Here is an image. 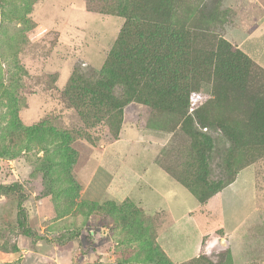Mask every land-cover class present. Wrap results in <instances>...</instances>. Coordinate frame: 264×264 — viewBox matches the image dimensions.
I'll return each mask as SVG.
<instances>
[{
    "label": "rangeland",
    "instance_id": "374dc122",
    "mask_svg": "<svg viewBox=\"0 0 264 264\" xmlns=\"http://www.w3.org/2000/svg\"><path fill=\"white\" fill-rule=\"evenodd\" d=\"M159 34L171 46L143 57ZM154 164L203 231L181 261L196 234L152 193ZM12 184L0 264H264V0H0Z\"/></svg>",
    "mask_w": 264,
    "mask_h": 264
},
{
    "label": "crops",
    "instance_id": "0c3cea01",
    "mask_svg": "<svg viewBox=\"0 0 264 264\" xmlns=\"http://www.w3.org/2000/svg\"><path fill=\"white\" fill-rule=\"evenodd\" d=\"M157 166L150 167L152 169H149L148 173H147V180L149 182V185L151 186L152 189V193L154 194V196L156 197H161V203L164 205V207L167 208L168 211H170L172 213V216L175 218V223L177 225H180V229H175L178 230V233L182 234L181 236L185 234H193L195 233V239H194V248L191 252H189V255L187 257H180V253H176L174 251H172V257L175 260H184L186 258H189L190 256L192 257L194 254L197 253V251L200 248V244H201V236L203 234L202 229L200 228V226L198 224H196V222H190V219L188 220V222L184 217L187 206L189 204H186L187 202L189 203L191 200H189L187 197V193L185 192V190L181 189V187L174 183L170 177L168 178L167 174L164 171H161L159 169H155ZM154 182H156L155 184H153ZM161 186V188L159 187ZM154 198L151 197L150 200ZM160 203V204H161ZM193 203V202H192ZM191 204V202H190ZM158 203L155 202V200L153 199V203L150 205L152 208H156ZM192 205V204H191ZM179 215V216H178ZM183 216V218H182ZM186 222V226L184 227L181 223L182 222ZM183 238V237H182ZM190 237H185L184 240H191L189 239ZM193 238V237H192Z\"/></svg>",
    "mask_w": 264,
    "mask_h": 264
},
{
    "label": "trees",
    "instance_id": "16d2710c",
    "mask_svg": "<svg viewBox=\"0 0 264 264\" xmlns=\"http://www.w3.org/2000/svg\"><path fill=\"white\" fill-rule=\"evenodd\" d=\"M159 31H162V30L160 29ZM160 33H162V32H160ZM156 37L161 39V42L158 44V46H160V47H158V49H154V50L144 49L142 51L143 57H145V58L150 57L152 55V53H155L157 50L163 49V48L167 49L171 46L170 39L172 37H168V36L163 35V34H159ZM144 46H146V45L138 44L137 46H135V48H140V47H144ZM218 48L220 49L222 54H226L227 52H232V46H230L226 42L220 43ZM128 51L133 53V49H131V48H127L126 50L125 49L123 50L124 53L128 52ZM157 59H159L160 62H163V63L167 60V58H162V57H157ZM221 66H224L227 69V63L226 62L224 64L222 62ZM134 82H137V81H134ZM193 111H195V108H193ZM21 189H22V186L20 184H12V185L7 186V187L0 185V195L3 194L4 192H15V191H20ZM22 217H23V219L25 218L23 212H22ZM23 222H24V220H22V224H23Z\"/></svg>",
    "mask_w": 264,
    "mask_h": 264
}]
</instances>
